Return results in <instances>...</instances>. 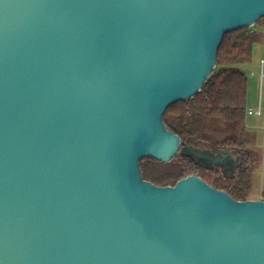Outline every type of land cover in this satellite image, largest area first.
I'll use <instances>...</instances> for the list:
<instances>
[{
  "label": "water",
  "instance_id": "obj_1",
  "mask_svg": "<svg viewBox=\"0 0 264 264\" xmlns=\"http://www.w3.org/2000/svg\"><path fill=\"white\" fill-rule=\"evenodd\" d=\"M261 19L264 0H0V264H264V200L140 168L182 154L233 178L163 116Z\"/></svg>",
  "mask_w": 264,
  "mask_h": 264
},
{
  "label": "trees",
  "instance_id": "obj_2",
  "mask_svg": "<svg viewBox=\"0 0 264 264\" xmlns=\"http://www.w3.org/2000/svg\"><path fill=\"white\" fill-rule=\"evenodd\" d=\"M262 23L264 19L251 28L224 35L216 66L201 90L194 98L171 105L163 116L165 127L181 138L182 148L213 154L228 151L238 158L239 170L233 178L216 166L178 154L166 164L152 158L142 160L144 180L166 187L188 176H198L237 201L250 199L255 136L246 129L248 80L240 66L251 61L253 46L261 39L254 28Z\"/></svg>",
  "mask_w": 264,
  "mask_h": 264
},
{
  "label": "rangeland",
  "instance_id": "obj_3",
  "mask_svg": "<svg viewBox=\"0 0 264 264\" xmlns=\"http://www.w3.org/2000/svg\"><path fill=\"white\" fill-rule=\"evenodd\" d=\"M264 50V49H263ZM252 59V58H251ZM251 62V61H250ZM249 62V63H250ZM249 63L243 64L247 67H241L242 72L246 75L249 83L248 90V98L250 97V93L253 91V87L251 86V81L253 78L250 76ZM248 64V65H247ZM256 74H259L258 66L254 67ZM252 90V91H251ZM262 91L264 92V84L262 87ZM256 107V102H255ZM248 127H252V132L255 133V141L253 149L256 151L254 157V171L251 179V190L249 193L250 200H262L260 194L264 191V100H263V110L261 116H251L247 119ZM218 154V153H216ZM231 157H234L230 154Z\"/></svg>",
  "mask_w": 264,
  "mask_h": 264
},
{
  "label": "crops",
  "instance_id": "obj_4",
  "mask_svg": "<svg viewBox=\"0 0 264 264\" xmlns=\"http://www.w3.org/2000/svg\"><path fill=\"white\" fill-rule=\"evenodd\" d=\"M254 30L257 31L260 34L261 39H260L258 44H255L253 46L252 59H251V62L249 63V68H252L251 70H249V72L251 73L250 76L253 78V80L251 81V86L253 87V91L251 90L252 93H250V97L249 98H248V94H247V109L246 110H249V109L254 110V109H256L258 104H259V102H261L262 110H263L264 92L262 90H260V71H261V61L264 62V50H263L264 49V23L260 24L259 26H256L254 28ZM256 66H258L259 74H256V72H255L254 67L256 68ZM241 67L243 68V67H247V66L246 65H241L240 69H241ZM241 71H242V69H241ZM263 71H264V65H263ZM248 90H249V83H248ZM255 102H256V107L254 105ZM251 116H255L256 117V115H254V114L248 115L246 113V129L248 131H250L251 133H253L254 136H255V133L252 132V130H253L252 127L250 128L247 125V119L249 117H251ZM262 193L260 194V196H261L260 198H262Z\"/></svg>",
  "mask_w": 264,
  "mask_h": 264
},
{
  "label": "built area",
  "instance_id": "obj_5",
  "mask_svg": "<svg viewBox=\"0 0 264 264\" xmlns=\"http://www.w3.org/2000/svg\"><path fill=\"white\" fill-rule=\"evenodd\" d=\"M263 65H264V62L261 61V71H260V90H262V86H263V83H264V71H263ZM246 113L248 115H251V114H254L256 116H261L262 115V105H261V102H259L258 106L256 109L252 110V109H249V110H246Z\"/></svg>",
  "mask_w": 264,
  "mask_h": 264
},
{
  "label": "flooded vegetation",
  "instance_id": "obj_6",
  "mask_svg": "<svg viewBox=\"0 0 264 264\" xmlns=\"http://www.w3.org/2000/svg\"><path fill=\"white\" fill-rule=\"evenodd\" d=\"M239 169H237V171H238Z\"/></svg>",
  "mask_w": 264,
  "mask_h": 264
}]
</instances>
